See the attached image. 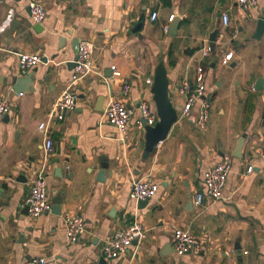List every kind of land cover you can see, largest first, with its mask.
Segmentation results:
<instances>
[{
    "label": "crops",
    "instance_id": "1",
    "mask_svg": "<svg viewBox=\"0 0 264 264\" xmlns=\"http://www.w3.org/2000/svg\"><path fill=\"white\" fill-rule=\"evenodd\" d=\"M32 1L46 8L41 23L30 15ZM263 14L264 0L251 10L236 0H0V101L10 106L0 120V264H32L41 257L46 264L54 259L65 264H264V90L254 89L264 77V35L252 37ZM143 15V28L134 32ZM216 29L215 49L203 57L201 50L211 47ZM77 38L93 42L94 70L73 84L77 107L58 121L54 103L70 84ZM19 52L41 59L27 72L33 73L29 87L16 91L14 76L27 75L19 69ZM229 52L234 54L225 64ZM160 55L174 105L184 101L183 81L194 83L198 65L206 69L210 120L200 128L194 107L144 160L145 128L135 119L143 99L157 112L152 86ZM113 64L121 76L111 77ZM125 82L131 84L126 102L134 114L122 143L104 111L112 96L120 97ZM241 136L246 139L237 157ZM47 138L51 152L45 150ZM224 155L231 158L232 170L222 198H205L197 206L194 194L203 189V173ZM102 164L107 165L103 181L98 179ZM250 165L253 170L247 172ZM40 172L51 202L63 198L61 214L53 213V202L39 217L25 212L23 202ZM22 175L27 179L17 181ZM140 178L160 183L142 207L130 196ZM72 214L81 215L87 228L75 243L68 242L64 224ZM135 220L146 228V238L119 257L104 258L103 243ZM176 226L199 238V254L175 252Z\"/></svg>",
    "mask_w": 264,
    "mask_h": 264
},
{
    "label": "built area",
    "instance_id": "2",
    "mask_svg": "<svg viewBox=\"0 0 264 264\" xmlns=\"http://www.w3.org/2000/svg\"><path fill=\"white\" fill-rule=\"evenodd\" d=\"M240 8L251 10L255 8L259 0H236ZM30 15L37 23H41L47 16L45 6L39 1H32L29 4ZM158 13L151 14V20H156ZM174 19V14L169 20ZM225 25L229 23V15L227 12L222 16ZM168 26H165V30ZM236 36V33L233 34ZM95 46L90 40H80L75 66L73 67L70 84L54 103L55 118L58 121L64 120L68 111L75 110L78 104V93L72 88L73 84L82 80L93 72ZM202 56L207 57L211 54L209 44L202 48ZM233 52L225 55L223 62L228 64L233 57ZM38 54L28 52H19L18 63L21 74H27L31 68L40 61ZM111 77L121 76V72L116 64L111 65ZM207 72L202 65L197 66V74L194 83L189 80L183 81L180 92L184 96L182 110L179 112V118H187L191 116L193 108L198 107V126L206 128L210 120L211 102L205 98ZM131 84L125 82L120 91V97L112 96L108 101L105 111L104 120L107 124L113 126L118 131V139L122 143H126L129 138V122L134 114V110L127 104L126 98L129 95ZM22 95V92L19 93ZM10 106L6 99L0 101V120L9 113ZM138 116L135 124L138 128L144 129L146 125H155L159 120L157 112L153 109L148 100L143 99L138 105ZM41 128H45V123L40 124ZM46 152L53 150V142L47 138L45 143ZM264 159V151L262 153ZM232 170L231 158L224 155L223 159L205 170L203 173V189L194 194V203L197 206L203 204L205 198H209L212 202L219 201L223 196V191L227 183L228 177ZM253 166L247 168V172H251ZM160 183L144 178L136 179L132 183L130 196L135 200H151L156 196ZM23 207L28 206V213L32 217H39L49 212L52 202L49 195V186L44 173L40 172L32 179L30 190L27 198L23 202ZM66 228V237L69 243L78 242L81 236L86 232V223L84 218L78 214L66 215L64 218ZM147 236V230L143 224L137 220L131 224L117 230L112 237L108 238L101 247V255L104 258L119 257L130 249L134 241H141ZM173 247L178 255L199 254L202 251V243L199 238L188 229L176 226L173 229ZM47 258L41 257L35 259L33 263L46 264ZM52 264H65L64 262L54 259Z\"/></svg>",
    "mask_w": 264,
    "mask_h": 264
},
{
    "label": "water",
    "instance_id": "3",
    "mask_svg": "<svg viewBox=\"0 0 264 264\" xmlns=\"http://www.w3.org/2000/svg\"><path fill=\"white\" fill-rule=\"evenodd\" d=\"M145 16L143 15L137 25L134 28V32L140 31L144 26ZM175 24H172V28H175ZM37 27V26H36ZM173 34V30H171ZM219 34V30H214L210 35L211 41V49H215V43L217 42V37ZM264 35V14L257 20L256 30L253 34V38L256 40H261ZM80 40L77 38L74 40V49L75 52H78V45ZM72 67L75 66V62L72 61L70 64ZM33 80V73H29L26 76H14L13 84L14 89L16 91H21L26 86L27 83ZM169 83L170 79L168 76V71L165 63V58L163 55L159 56V60L157 66L155 68L154 73V80L152 86V93H153V100L156 105L157 114L159 120L156 122L155 125H146L145 126V146L143 150V159H148L151 154L154 152L156 146L165 140L172 128V126L178 121L179 119V112L182 110V105H174L171 101L170 94H169ZM254 89L261 93L264 90V77L260 76L257 82L254 85ZM245 136H241L238 140L234 155L237 157L242 156V148L245 142ZM62 171V168H59ZM107 169L106 164L101 165V169L99 172V180L105 179V171ZM27 179L25 176H20L16 180ZM7 188V184L3 185ZM52 202L54 203L53 213L61 214L62 211V202L63 198L61 196H56L53 198ZM149 200H139L138 204L139 207L147 205ZM25 212L28 213V206L24 207ZM135 242V241H134ZM240 257V255H238ZM104 260V258H102Z\"/></svg>",
    "mask_w": 264,
    "mask_h": 264
},
{
    "label": "rangeland",
    "instance_id": "4",
    "mask_svg": "<svg viewBox=\"0 0 264 264\" xmlns=\"http://www.w3.org/2000/svg\"><path fill=\"white\" fill-rule=\"evenodd\" d=\"M221 79H219V81H220ZM221 82V81H220Z\"/></svg>",
    "mask_w": 264,
    "mask_h": 264
}]
</instances>
